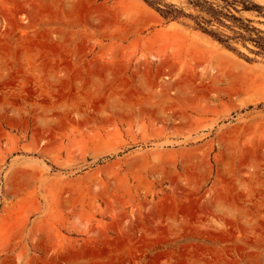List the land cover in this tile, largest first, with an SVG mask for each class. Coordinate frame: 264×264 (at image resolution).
<instances>
[{
	"label": "rangeland",
	"instance_id": "obj_1",
	"mask_svg": "<svg viewBox=\"0 0 264 264\" xmlns=\"http://www.w3.org/2000/svg\"><path fill=\"white\" fill-rule=\"evenodd\" d=\"M147 1L0 0V264H264V0Z\"/></svg>",
	"mask_w": 264,
	"mask_h": 264
},
{
	"label": "trees",
	"instance_id": "obj_2",
	"mask_svg": "<svg viewBox=\"0 0 264 264\" xmlns=\"http://www.w3.org/2000/svg\"><path fill=\"white\" fill-rule=\"evenodd\" d=\"M147 2L151 5H154V4H158L159 1L149 0ZM189 3L193 5L194 7H200V8H203V5L206 4V2H201V0H190ZM207 9L213 13V9L211 7H208ZM156 10L166 19H176L180 17L181 15H183L181 10L179 11L175 9L173 5L164 6L163 10L162 9H156Z\"/></svg>",
	"mask_w": 264,
	"mask_h": 264
},
{
	"label": "bare ground",
	"instance_id": "obj_3",
	"mask_svg": "<svg viewBox=\"0 0 264 264\" xmlns=\"http://www.w3.org/2000/svg\"><path fill=\"white\" fill-rule=\"evenodd\" d=\"M90 6H91V5H90ZM91 7H92V6H91ZM118 7H119V6H118ZM100 12H102V10H101ZM125 26H126V25H125ZM130 33H131V32H130ZM145 43H146V42H145ZM210 50H212V49H210ZM212 51H213V50H212ZM167 56H168V55H167ZM174 57H175V56H174ZM159 59H160V58H159ZM166 59H167V58H166ZM163 61H166L165 63H167V60H163ZM163 61H162L161 63H163ZM159 63H160V62H159ZM165 63H164V64H165ZM184 63H185V62H184ZM196 63H197V62H196ZM198 63H200V62H198ZM198 63H197V64H198ZM167 64H168V63H167ZM171 65H173V64L171 63ZM161 67H162V66H161ZM165 67H167V66H165ZM163 68H164V67H163ZM173 69H174V68H173ZM170 70H171V69H170ZM171 71H173V70H171ZM168 72H169V71H168ZM173 72H174V71H173ZM160 73H161V72H160ZM160 73H159V74H160ZM163 73H164V72H163ZM164 76H165V74H164ZM164 76H163V77H164ZM166 79H167V78H166ZM165 89H166V88H165ZM166 90H167V89H166Z\"/></svg>",
	"mask_w": 264,
	"mask_h": 264
}]
</instances>
